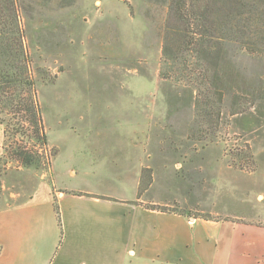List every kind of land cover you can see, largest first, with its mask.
I'll return each instance as SVG.
<instances>
[{
  "label": "rangeland",
  "instance_id": "1",
  "mask_svg": "<svg viewBox=\"0 0 264 264\" xmlns=\"http://www.w3.org/2000/svg\"><path fill=\"white\" fill-rule=\"evenodd\" d=\"M169 4L18 0L30 51L42 69L39 102L49 149L59 152L45 171L9 163L1 175L0 207L19 204L39 188L45 193L54 184L69 188L97 177L132 194L133 177L125 178L134 170L127 160L135 166L141 158L153 173H167L145 198L172 197L170 206H161L264 226V99L235 115L227 104L220 129L206 137L196 122L194 90L159 76ZM237 62L250 87L264 86L263 62L243 54ZM87 125L115 152L117 141L125 143L119 159L97 163L93 139L79 134ZM3 141L0 125V156ZM239 151L254 155V170L236 167ZM185 199L190 206L182 205Z\"/></svg>",
  "mask_w": 264,
  "mask_h": 264
},
{
  "label": "crops",
  "instance_id": "2",
  "mask_svg": "<svg viewBox=\"0 0 264 264\" xmlns=\"http://www.w3.org/2000/svg\"><path fill=\"white\" fill-rule=\"evenodd\" d=\"M89 127L79 134L93 139L90 146L99 154L97 163L119 159L125 143L117 141L120 150L115 152ZM134 134L140 136V129ZM127 161L128 169L134 170L125 178L133 177L132 194L97 177L69 188L54 184L45 193L39 188L19 204L1 206L0 264H264L263 225L150 208L148 204L170 206L173 198H138L144 162L139 158L133 166ZM165 175L154 172L148 192ZM55 199L61 211L62 241ZM185 204L191 203L182 200Z\"/></svg>",
  "mask_w": 264,
  "mask_h": 264
},
{
  "label": "trees",
  "instance_id": "3",
  "mask_svg": "<svg viewBox=\"0 0 264 264\" xmlns=\"http://www.w3.org/2000/svg\"><path fill=\"white\" fill-rule=\"evenodd\" d=\"M242 54L264 63V0H170L159 76L194 90L196 122L206 137L220 129L227 104L235 115L264 99V86L250 87L243 77L237 62ZM41 72L27 42L18 0H0V125L4 136L0 193L1 175L9 163L45 171L59 152L49 149L39 102ZM235 158L240 169L256 167L250 151L236 152ZM152 182V168L143 167L138 198ZM54 206L62 241L56 199ZM148 207L170 210L161 205Z\"/></svg>",
  "mask_w": 264,
  "mask_h": 264
}]
</instances>
